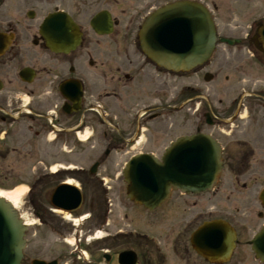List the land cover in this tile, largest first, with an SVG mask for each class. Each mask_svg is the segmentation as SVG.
<instances>
[{"label":"flooded vegetation","instance_id":"1","mask_svg":"<svg viewBox=\"0 0 264 264\" xmlns=\"http://www.w3.org/2000/svg\"><path fill=\"white\" fill-rule=\"evenodd\" d=\"M171 1L0 0V187H28L37 216L52 217L50 194L68 177L83 188L88 208L95 203L100 209L106 194L100 190L104 178L95 179L101 160L88 168L71 165L72 156L87 151L78 135H99L105 155L124 153L139 135L182 129L183 109L191 103V133L210 135L221 148L215 186L192 196L179 193L176 208L163 220L179 214L181 226L164 228L160 245L149 242L130 219L118 223L104 242L88 246L84 260L81 245L63 253L64 262L60 255L36 258L120 264L119 254L133 251L134 264H264L252 249L254 236L264 229V0H227L232 8L260 13L250 31L219 52L217 64L215 46L208 65L214 67L213 81L225 73L223 84L206 93L199 83L180 85L169 98L167 75L183 74L157 67L143 53L138 32L153 9ZM208 5L217 6L211 0ZM47 19L48 39L42 33ZM57 22L65 31L55 29ZM200 69L194 71L198 81ZM188 207L200 211L190 214ZM98 219L89 222L88 233L104 223ZM214 221L231 230V239L217 248L201 245L197 236L191 243L200 225Z\"/></svg>","mask_w":264,"mask_h":264},{"label":"water","instance_id":"2","mask_svg":"<svg viewBox=\"0 0 264 264\" xmlns=\"http://www.w3.org/2000/svg\"><path fill=\"white\" fill-rule=\"evenodd\" d=\"M45 23L42 33L48 39V19ZM60 28L57 22L55 29L59 32ZM61 29L65 31L64 26ZM261 35L264 36V31ZM139 37L143 52L158 66L173 71H189L205 62L216 41L208 12L200 4L188 1L168 4L154 11L147 17ZM209 78L207 75L205 80ZM220 167V149L209 136L180 137L171 143L160 160L143 154L128 161L123 170L126 195L135 204L153 210L170 196L172 190L195 193L211 188ZM81 201L79 190L70 185L58 186L51 196V204L67 212L75 211ZM26 229L11 203L0 197V264L20 263ZM195 236L199 237L201 245L217 248L224 239L231 238V232L225 224L215 221L204 224L193 234L192 243H195ZM253 249L264 261V230L255 237ZM119 262L134 264L135 253H120ZM31 264L55 262L33 260Z\"/></svg>","mask_w":264,"mask_h":264},{"label":"rangeland","instance_id":"3","mask_svg":"<svg viewBox=\"0 0 264 264\" xmlns=\"http://www.w3.org/2000/svg\"><path fill=\"white\" fill-rule=\"evenodd\" d=\"M207 1L209 2L210 0ZM211 2L217 5L216 9H214L215 25L218 35L221 36L229 37L241 36L242 34H245L247 31H250L249 26L252 25V22L260 13L259 11L252 12L255 10L249 11V9L245 6L232 8V6H229L227 0H211ZM258 9L262 8H256V11ZM245 10L248 11L246 12ZM224 47L225 46L220 44L216 50V64V59L220 57L219 52L226 50ZM211 66L212 65L206 66L204 70H214V67ZM204 70L199 72L200 81H198L197 74H194L193 72L184 74L182 77L167 75L168 83L166 82L167 85L165 86V90H168V97L171 98L175 95L180 85L192 86L195 83H199L200 89L206 93L212 86H216L218 89V85L223 84V77L225 73L220 71V73L217 74L215 81L205 83L202 80V73ZM211 73H213V71H211ZM182 115L184 119L182 129H175V127H173L169 135H140L139 139H137L135 143H131L130 147L127 148L124 153L120 151L117 153L111 152L109 155L101 153V150L105 145L99 135H92V137H90V139L84 144L85 147H87L86 154L80 157L72 156V166L86 168L92 165L94 161L100 159L101 165L99 166L98 174L95 179H97V183H102L100 179L104 178L106 185L110 188L104 195V197L106 196L107 198L103 201L106 214L105 223L94 228L90 233L87 232L86 228L89 226V222L93 223L94 220H97L100 216H102V211L104 209L103 204H101L100 209L96 207L97 205L95 203L92 204V207L90 206L88 208L89 199L85 197L81 209L75 213L69 214V219H65L66 213H54L51 218L46 220L41 217L42 222L45 223L43 224L35 215L36 210L33 208L34 203L29 201L30 194L25 185L0 187V190L4 191H13L18 189H24L25 191L24 194L20 196L17 203L18 212L30 223L26 231L27 241L23 264H29L32 259L38 256V254L46 260L52 259L53 256H61L63 253L75 250L78 245H81V250L86 251L88 246H92L96 242H104L106 239L104 237H106L107 233H112L118 223L123 224L125 221H129L130 219H132V223L137 231L144 234L147 233V235L154 238L156 242H161V232L164 228L167 229L169 226H172V229L175 230L178 228L177 226H181V215L179 214L177 216L174 214L171 216L169 215L167 221L163 220V215L166 210L165 208L173 210L176 207L171 208L170 206L162 205V207L165 206V208L161 207L158 210L152 212L147 211L146 213L142 208L136 207L130 203L125 194L126 184L122 177V169L125 162L132 155L141 152H151L157 157H160L164 148L168 146L171 141H174L177 137L182 136L181 134L191 133L193 131L191 103L185 105ZM177 120L178 117L172 118L173 123H176ZM100 188L103 189V186H100ZM177 196L178 195L173 198V201ZM109 198L110 201L107 202L106 199ZM123 212L126 214L125 220L121 219V214ZM97 231H100L98 236H100L102 240L99 238V240L91 238L92 236L88 237L97 233ZM149 236L147 237L150 239L151 237ZM65 239L69 242L64 241ZM79 239L81 241H79ZM154 240L151 241L153 242ZM158 244L160 245V243ZM86 252L89 254L90 249ZM78 254L81 255L80 252ZM81 257L83 256L81 255ZM59 259L61 262H64V259L66 258L61 256Z\"/></svg>","mask_w":264,"mask_h":264},{"label":"bare ground","instance_id":"4","mask_svg":"<svg viewBox=\"0 0 264 264\" xmlns=\"http://www.w3.org/2000/svg\"><path fill=\"white\" fill-rule=\"evenodd\" d=\"M87 138V135H83L81 137V139L84 141L86 140ZM24 189H18V190H13V191H4V190H0V197H2L3 199L11 202L13 204V206L15 208H17V203L19 201V198L21 195L24 194ZM23 219L25 220V223L27 225H29L30 223L28 222V220H26L24 217ZM65 219H69V215L68 214H65ZM77 221V220H75ZM99 235V234H98Z\"/></svg>","mask_w":264,"mask_h":264}]
</instances>
